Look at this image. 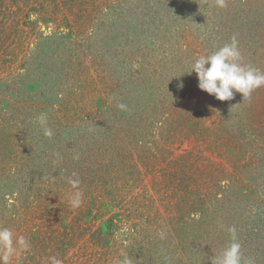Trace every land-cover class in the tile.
<instances>
[{
    "label": "rangeland",
    "instance_id": "obj_1",
    "mask_svg": "<svg viewBox=\"0 0 264 264\" xmlns=\"http://www.w3.org/2000/svg\"><path fill=\"white\" fill-rule=\"evenodd\" d=\"M233 35L264 72V0H0V224L30 239L19 264H212L233 227L264 264V87L221 101L187 73Z\"/></svg>",
    "mask_w": 264,
    "mask_h": 264
},
{
    "label": "clouds",
    "instance_id": "obj_2",
    "mask_svg": "<svg viewBox=\"0 0 264 264\" xmlns=\"http://www.w3.org/2000/svg\"><path fill=\"white\" fill-rule=\"evenodd\" d=\"M215 6L226 7V0H215ZM241 61L238 40L233 35L231 43L223 45L211 54L199 55L187 73L194 71L198 78L199 89L218 100L230 101L236 93H240L243 101L251 102L252 93L264 87V72L245 65ZM116 107L122 111L127 110V106L122 102H118ZM36 122L45 137L51 139L54 136L52 128L48 126L47 113H40L36 117ZM78 158V156L74 157V159ZM64 179L73 189L70 194V205L73 209H78L83 203V192L79 188L81 181L74 172ZM218 227L223 229L224 225L219 224ZM227 231L231 234V241L218 255L211 258L212 264H255L251 257L243 255L235 228H229ZM30 250L29 238L17 234L11 227L0 224V264H19L22 255ZM45 262L46 264H62L56 256L46 257ZM118 264H131V260L125 256Z\"/></svg>",
    "mask_w": 264,
    "mask_h": 264
}]
</instances>
